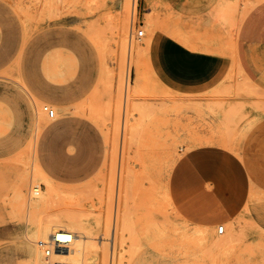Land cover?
Returning <instances> with one entry per match:
<instances>
[{
  "label": "rangeland",
  "instance_id": "374dc122",
  "mask_svg": "<svg viewBox=\"0 0 264 264\" xmlns=\"http://www.w3.org/2000/svg\"><path fill=\"white\" fill-rule=\"evenodd\" d=\"M57 3L0 0V264L33 263L38 221L54 218L77 231L58 216L57 207L66 206L95 224L86 239L99 256L91 264H264L263 191L253 188L229 223L213 226L183 212L200 200L186 154L216 131L226 145L241 141L264 116V94L234 58L245 44L258 49L264 0ZM173 37L220 42L236 61L224 85L189 91L166 76L161 56L178 50ZM245 97L257 100L235 102ZM36 161L61 195L73 197L30 219L28 207L39 196L29 190H47L34 174ZM22 175L26 209H14ZM118 217L124 228L116 226ZM37 261L46 264L41 253Z\"/></svg>",
  "mask_w": 264,
  "mask_h": 264
},
{
  "label": "crops",
  "instance_id": "0c3cea01",
  "mask_svg": "<svg viewBox=\"0 0 264 264\" xmlns=\"http://www.w3.org/2000/svg\"><path fill=\"white\" fill-rule=\"evenodd\" d=\"M257 28L260 32L261 27ZM261 32L263 36L258 38V49L246 50L245 44L235 57L224 51L220 42L186 44L182 38H170V43L178 50L162 52L163 70L172 81L179 82L189 91H202L213 86L221 88L224 85L221 80L230 72L232 64H236L234 57L240 59L252 89L264 94V31ZM256 100L245 97L235 102ZM241 138V141L226 145L223 138L212 135L186 154L184 163L196 178L191 189L199 193L200 198L191 210L183 207L188 218L199 222L211 220L208 223L213 226L229 223L243 212L253 188L264 192V116L258 118ZM37 163L47 175L43 165ZM66 173L69 177L76 175Z\"/></svg>",
  "mask_w": 264,
  "mask_h": 264
},
{
  "label": "bare ground",
  "instance_id": "6f19581e",
  "mask_svg": "<svg viewBox=\"0 0 264 264\" xmlns=\"http://www.w3.org/2000/svg\"><path fill=\"white\" fill-rule=\"evenodd\" d=\"M58 1L60 0H47V4L49 6L53 5L54 3L56 4ZM73 3V2H72ZM134 3V1H133ZM58 4V3H57ZM135 6V3L134 5ZM28 8V7H27ZM46 8V7H45ZM134 8V7H133ZM47 9V8H46ZM41 10V9H40ZM43 10V9H42ZM135 11V10H134ZM133 11V12H134ZM42 12V11H41ZM136 13V12H135ZM49 14V13H48ZM55 15V14H54ZM134 18V17H133ZM133 20V19H132ZM127 21V20H126ZM38 22V21H37ZM130 22V21H129ZM133 22V21H132ZM90 25V24H89ZM125 25V24H124ZM132 28V27H131ZM89 29V28H88ZM129 29V28H128ZM127 30V29H126ZM125 31V30H124ZM129 31V30H128ZM151 31V29H150ZM148 32V31H147ZM101 33V32H100ZM129 33V32H128ZM94 34V33H93ZM149 34V33H148ZM101 35V34H100ZM126 35V33L124 34ZM90 36V35H88ZM94 37V36H92ZM91 38V36H90ZM104 38V37H103ZM147 38V37H146ZM92 39V38H91ZM98 39V37H97ZM100 39V38H99ZM93 40V39H92ZM103 40V39H102ZM132 40V39H131ZM130 40V41H131ZM124 41H128V40H124ZM94 42V41H93ZM95 42H96V38H95ZM104 42V41H102ZM100 42V43H102ZM131 43V42H129ZM145 44V43H144ZM96 45L99 47L100 44H98V42L96 43ZM126 45V43H125ZM131 45V44H130ZM124 46V44H123ZM102 47V46H101ZM130 48V46H129ZM138 49V47H136ZM142 48V47H141ZM132 49V47L130 48ZM102 50V49H101ZM136 50V49H135ZM103 52V51H102ZM103 65V64H102ZM105 65V64H104ZM105 67V66H103ZM103 70V69H102ZM129 93V92H128ZM126 96V95H125ZM39 113H41L39 111ZM153 113V111L151 112ZM147 117V116H145ZM149 117V116H148ZM161 118V117H159ZM142 120V119H141ZM166 120V119H165ZM152 121V120H151ZM149 123V122H148ZM215 124V123H214ZM169 126V125H168ZM215 127V126H214ZM132 129V128H131ZM210 129V128H209ZM214 129V128H213ZM212 129V131H213ZM219 129V128H218ZM130 130V128H129ZM134 130V129H133ZM215 130V129H214ZM163 132V131H162ZM213 133H215L213 131ZM218 136V131H216ZM153 134V133H152ZM137 135V134H136ZM210 135V133H209ZM207 134V136H209ZM153 136V135H152ZM159 136V135H158ZM206 136V137H207ZM192 137V136H191ZM194 137V136H193ZM201 137V136H200ZM199 137V138H200ZM205 137V136H204ZM204 137L202 139H204ZM205 137V138H206ZM208 138V137H207ZM192 139V138H191ZM198 140V139H196ZM195 141V140H194ZM199 141V140H198ZM210 141V139H209ZM208 141V143H209ZM35 151V150H34ZM26 171V170H25ZM34 174L40 178L43 179V181L45 183H47V190L43 191V193L41 194V186L40 185H36L39 189V193L35 196H39L38 200L36 203H33L31 206L29 205L28 207V213L30 214V219L32 217V219H35V214H37L38 210H45V208H48L50 206H52L53 204L68 200V199H72L73 195L66 196V195H61L57 189H55L52 184L53 181L52 179H50L39 167L37 161L36 163H34V168H33ZM28 173V172H27ZM32 173V172H31ZM25 177V176H24ZM23 175L20 178V181L18 184H16L13 188V197H12V206L15 209H19V208H25L26 209V201H25V197L23 194V189H22V183H23ZM27 181V180H26ZM30 186V185H29ZM31 187V186H30ZM111 187V186H110ZM113 188V186H112ZM63 190V189H62ZM111 190V189H110ZM115 190V189H114ZM30 191V190H29ZM61 191V190H59ZM69 191H67L68 194ZM74 192H78V190L74 191ZM71 193H73L71 191ZM124 194V193H123ZM9 195V194H8ZM115 195V193H114ZM113 195V196H114ZM118 195V194H117ZM11 196V195H10ZM78 197L80 196V194L77 195ZM120 196V195H119ZM118 196V198H119ZM35 197H31V198H35ZM5 198V197H4ZM117 198V199H118ZM170 198V197H169ZM6 200V199H5ZM28 200V198L26 199ZM8 201V199H7ZM70 201V200H69ZM73 201V200H72ZM70 201V202H72ZM119 201V200H118ZM32 202V201H31ZM74 202V201H73ZM76 202V201H75ZM68 203V202H67ZM31 204V203H30ZM71 204V203H69ZM73 204V203H72ZM68 205V204H67ZM57 207V206H56ZM63 207V206H62ZM53 208V207H52ZM55 208V207H54ZM61 207H57L56 210H61L60 212H58V216H60L61 221L66 223L67 225H69L72 228L77 229V231H73L72 230H68L67 226H61L59 224H57V221L54 218H50L48 221L46 222H40L38 221L37 223V232L39 234V238L40 240H38L36 243H38L39 241H47L48 239H50L52 236H60V238H69V234L71 233V242L69 243V245L67 246V248L62 249L57 251L54 255H53V259L57 262H66L68 264H91L94 260H96L99 256L97 253V250L95 251V248L93 249L94 246H90L92 248H90L91 251H88V244L86 239H90L91 236L87 235L90 234L91 231L93 230V228L95 227V224H93V222L89 221V218L87 217V214L85 213H81L77 210H73L72 208L68 209L67 206L64 208L63 207V211L62 209H60ZM67 208V209H66ZM66 209V210H65ZM54 209V211H56ZM119 215V211L117 216ZM52 216V215H51ZM28 218V217H27ZM47 218V217H46ZM152 221V220H151ZM116 226L120 227V228H124L125 224L124 222L121 221V219L118 217L116 219ZM219 229V227H218ZM62 232H66L69 234H64V237H62L61 233ZM114 235V233H113ZM188 238V237H186ZM35 239V238H34ZM192 238H190L191 240ZM28 240V239H26ZM36 240V239H35ZM187 240V239H186ZM220 240V239H219ZM224 242V241H223ZM226 242V241H225ZM226 244V243H225ZM228 244V243H227ZM37 245V244H36ZM228 246V245H227ZM94 251V252H93ZM41 253L42 255V251L40 249V247L37 245V249H36V255L35 254H31L29 256V259L32 260L34 259L33 263L31 264H41L39 263V261H37L39 254ZM36 257V258H35ZM43 257V255H42ZM43 261V260H42ZM45 262V261H44ZM113 264V263H112ZM199 264V263H198Z\"/></svg>",
  "mask_w": 264,
  "mask_h": 264
},
{
  "label": "built area",
  "instance_id": "2783aa9c",
  "mask_svg": "<svg viewBox=\"0 0 264 264\" xmlns=\"http://www.w3.org/2000/svg\"><path fill=\"white\" fill-rule=\"evenodd\" d=\"M137 37H143L144 36V31H138L136 34ZM43 111L47 115L48 118L54 119L56 116V112L53 108H51L48 105L43 106ZM39 193V189L37 186H34L33 188L30 189V197H35ZM225 231V227L223 225L219 226L218 232L219 234H223ZM64 234H69L66 232H62L61 235L64 237ZM71 237V233L69 234ZM60 238V236H52L50 239L47 241H39L37 245L40 247L43 255V259L46 264H68L66 262H57L53 259V255L62 249L67 248L69 243L71 242V238Z\"/></svg>",
  "mask_w": 264,
  "mask_h": 264
}]
</instances>
